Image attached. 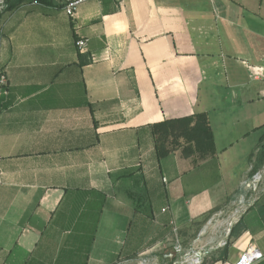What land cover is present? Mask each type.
I'll use <instances>...</instances> for the list:
<instances>
[{
	"label": "crops",
	"instance_id": "obj_1",
	"mask_svg": "<svg viewBox=\"0 0 264 264\" xmlns=\"http://www.w3.org/2000/svg\"><path fill=\"white\" fill-rule=\"evenodd\" d=\"M0 29V264H55L62 249L83 252L80 264H126L157 249L126 246L124 226L103 237L104 215L120 209L158 221L160 239L210 215L185 251L233 264L252 246L264 264V187L245 198L248 174L264 169V0L88 1L73 17L52 0L1 10ZM195 113L208 116L215 154L157 161L148 126ZM221 162L222 176L195 174ZM135 188L145 216L128 206ZM240 198L255 200L226 237L214 219ZM177 259L171 247L160 263Z\"/></svg>",
	"mask_w": 264,
	"mask_h": 264
},
{
	"label": "trees",
	"instance_id": "obj_2",
	"mask_svg": "<svg viewBox=\"0 0 264 264\" xmlns=\"http://www.w3.org/2000/svg\"><path fill=\"white\" fill-rule=\"evenodd\" d=\"M33 1L34 0H6L5 11L12 12L21 5L33 3ZM36 1L43 5L52 4V0ZM58 8H61V6L58 5ZM1 37L2 34L0 29V38ZM78 65L80 67L84 65L83 56L81 54H78ZM3 90V87H0V91L3 92ZM148 128L150 130L157 161H161L177 151H179L184 158H193L194 164L211 158L215 154L213 134L206 113H195L188 117L164 120L159 123L151 124ZM261 137L262 140H264V132ZM261 156L262 159H264V143ZM262 159L260 163L263 162ZM88 209L89 207L87 210ZM78 220H80V218ZM94 223H96V220H94ZM84 238H87L89 243L92 241V235L79 236L76 234L70 236L73 242H78ZM74 246L77 245L74 244L71 247L73 248ZM82 253L83 252L77 249H62L58 253L55 264H80L78 258L81 257ZM85 253L88 254L89 250ZM202 264H206V262L203 260Z\"/></svg>",
	"mask_w": 264,
	"mask_h": 264
},
{
	"label": "rangeland",
	"instance_id": "obj_3",
	"mask_svg": "<svg viewBox=\"0 0 264 264\" xmlns=\"http://www.w3.org/2000/svg\"><path fill=\"white\" fill-rule=\"evenodd\" d=\"M76 47H77V45H76ZM0 74L4 76L3 73H0ZM5 80H6V77H5ZM201 93H203V92H201ZM219 170H220L219 172H214L211 167H205L204 169L198 171V173H195V174H204V175L208 174L211 177L214 174H221V176H222L225 174L226 165L221 162L219 165ZM194 175H188V174L184 175V177L180 181V183L182 182V183L186 184V182L191 178V176H194ZM254 175H255V172H250L247 176V180L251 181L252 178L254 177ZM255 181L257 182L256 187H255V189L250 187V191H246V197H245L246 199H248V197L250 195L252 197L256 198L262 194V190L264 187V175L261 174V176L258 177L257 180H255ZM252 190H254V191H252ZM134 192L136 194L135 202L133 204L134 206L131 204H129L128 206L134 207L136 209V211L138 212V214H141L144 216L147 215L149 212V205L147 203H145L146 200L143 201V198H147V195H146L147 192L145 191V196H143V191L141 189L135 188ZM139 199H140V201H139ZM152 205H153V207H155V204H152ZM225 206H226V208H223V211H222L224 213L220 214V218L217 217L214 219L215 223L218 222L219 230L223 233L226 232V229L235 220V218L237 216H239V214L242 210V208H240L238 202L235 203L234 205L231 204V202H228V203H226ZM132 213H133V211L126 212L125 210L122 211V209H120V211L117 213L116 219L115 218L109 219L108 216L105 214L104 218L102 220V226H101V230H100L103 237L107 236L108 235L107 233L111 229H114L115 226H118V227L124 226L125 229L129 230V233L128 234H126V233L120 234L119 237L123 238L124 242H126V246H128L129 242H134L135 244L140 243L137 241L141 238H142V240H145V242L149 241L148 239L152 240L153 242H150V244L151 243H157L158 241H161V244L157 249H155L154 251H151L150 253L147 252L143 255L142 254L139 255L138 257L136 256V254H134L133 258H131V259H133L132 262H129L126 264H138L140 259H142L144 257L153 260L157 264H161L160 261L163 258V252H165L166 249L173 247L176 244V242H178L182 248H183V245L186 246L188 243H190V241L193 237V235H192L193 233H191V230H190L191 226H194L193 231L196 233V231L198 229H200L201 227H204L207 224V222L210 223L213 219V218H210L211 217L210 215H208V216L203 217L199 221V223L198 222L197 223L196 222L191 223L187 234H184L182 237L179 236V233L175 234L174 231H170L167 234H165L164 236H162L160 239V237L158 236L159 233L157 232L158 226L156 225V224H158V221H156L152 218L147 219L146 217H144V218L139 217V216L132 217L133 216ZM113 223H116V224L111 225ZM196 225H198V226H196ZM173 226L174 225H171V227H173ZM218 240L220 242V238ZM146 243H148V242H146ZM130 245H132V244H130ZM121 248L123 249V247H121ZM190 248H191V246L189 247V249ZM124 249H125V247H124ZM28 264H34V263L30 262ZM167 264H169V263H167Z\"/></svg>",
	"mask_w": 264,
	"mask_h": 264
},
{
	"label": "built area",
	"instance_id": "obj_4",
	"mask_svg": "<svg viewBox=\"0 0 264 264\" xmlns=\"http://www.w3.org/2000/svg\"><path fill=\"white\" fill-rule=\"evenodd\" d=\"M6 0H0V11L5 9ZM57 5L61 6V9L64 11V13L69 16L73 17L75 14L76 8L88 1H103V0H54ZM116 4L121 5L123 3V0H112ZM33 4H38L36 0L33 1ZM79 50H82L83 47H85L84 41H78L76 43ZM6 80L3 75L0 74V87L5 86ZM264 175V169L261 171H258L255 173L254 177L251 181L247 182V186H252L251 188L255 189L256 187V181L258 177ZM163 182H165V179H163ZM0 183H1V172H0ZM254 191V190H252ZM255 199H251L250 201H246L244 198H240L238 201V204L240 208H245L247 205H251L254 202ZM230 228L228 227L226 229L225 235L226 237L229 235ZM227 245L226 239H221L219 242V247H225ZM174 254L178 256L176 264H202V256L197 250H193L192 248L185 251L181 245L176 242V244L173 246ZM263 256L260 251H258L255 247H248L244 252H242L236 260L233 262V264H255L262 260ZM148 259L146 257L140 259L138 264H157L153 260Z\"/></svg>",
	"mask_w": 264,
	"mask_h": 264
}]
</instances>
